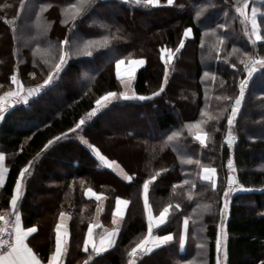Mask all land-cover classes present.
<instances>
[{"label": "trees", "instance_id": "trees-1", "mask_svg": "<svg viewBox=\"0 0 264 264\" xmlns=\"http://www.w3.org/2000/svg\"><path fill=\"white\" fill-rule=\"evenodd\" d=\"M253 7L259 42L248 23ZM259 60L264 1L0 0V98L16 84L42 86L38 98L8 107L0 120L9 168L1 217L13 218L9 206L20 184L18 208L28 226L45 230L44 254L58 216L71 215L66 264L92 257L91 264H217L228 194L226 264H264V67L245 83L243 107L228 127L241 82ZM120 65L136 66L126 97ZM102 100L106 107L92 115ZM127 111L141 129L108 135L109 153L93 130L101 133L102 120L112 125L123 119L114 114ZM228 134L237 137L234 148L225 146ZM118 135L122 142L113 139ZM124 144L139 150L132 169L114 155ZM212 171L214 181L205 173ZM230 174L238 181L234 194ZM86 189L107 197L105 227L116 199L127 203L115 246L100 256L83 251L98 208ZM144 189L155 215L170 209L157 232L173 240L132 257L148 236Z\"/></svg>", "mask_w": 264, "mask_h": 264}, {"label": "crops", "instance_id": "crops-1", "mask_svg": "<svg viewBox=\"0 0 264 264\" xmlns=\"http://www.w3.org/2000/svg\"><path fill=\"white\" fill-rule=\"evenodd\" d=\"M135 67L136 66L131 68L129 72H125L132 76L131 79L125 76L128 82H133L136 73ZM118 68L123 72V67L121 65ZM9 98L10 97H8V95L0 98V120L6 112L7 106L10 102H7ZM7 159V155L0 151V199L9 174ZM117 168V164H112L111 169L117 171ZM205 173L207 178L211 180L214 179L215 172L212 171ZM122 177H124L123 174ZM228 185L230 186V191L233 194L239 189L237 184L230 185L228 183ZM21 191L22 186L18 184L9 206V214H12L13 218L16 220V227L13 235L14 247L12 251L3 254L0 257V264H66L71 240V215L68 213H61L58 216L54 227L51 229V246H49L50 248L48 253L44 254L43 249L48 247L46 236L43 239H38L42 231L39 230L38 226H28L25 223V217L18 208ZM84 193L86 198L94 199L98 203V208L96 212V220L89 226L88 233L84 241L83 251L88 253L93 252L95 256L104 255L116 244L118 234L126 215L127 203L123 199H116L113 209L110 210V221L112 226L105 227L103 226L100 217L101 215L103 216L106 211L107 197L101 193H96L92 189H86ZM147 195L146 189H144L143 201L145 203L146 218L148 222V236L140 245L139 250L131 253L132 257H135L140 251L151 253L160 246L171 243L173 240L172 234L164 233V235H160L157 232V230L162 228L167 222L170 209H164L159 215H155L152 208L148 204ZM222 204L221 221H223V226H221L220 222L216 242L217 264H226L227 260V258H224L223 249L225 248L226 251L228 238L225 227V223L229 216L230 206V196L228 194L223 196ZM1 219H3V217H1L0 213V220ZM186 225L185 221L181 230L182 245L185 243L187 237ZM92 258L87 264H91L93 260Z\"/></svg>", "mask_w": 264, "mask_h": 264}, {"label": "rangeland", "instance_id": "rangeland-1", "mask_svg": "<svg viewBox=\"0 0 264 264\" xmlns=\"http://www.w3.org/2000/svg\"><path fill=\"white\" fill-rule=\"evenodd\" d=\"M257 1H264V0H257ZM260 15V11L257 7H253L251 8V12L249 14V19H248V23H249V28H250V32L254 38L255 41H260L261 40V37H260V33H259V27H258V22H257V18L258 16ZM159 21V19H158ZM137 27H140L139 24H137ZM187 61H190L187 59ZM255 65L256 67H250L248 70H247V78L241 82V85H240V94L239 96L240 97H243L244 98V95L247 93L246 92V88H245V83H247L250 79V77L258 70V68H262L264 67V61H255ZM129 68H124L123 69V75H125L127 78L131 79V75H128L127 73L125 72H129ZM123 82V85L125 86V90L123 91V95L126 96H129V90H130V87H131V82H128L126 79L122 81ZM17 86H14V90L13 92H11L10 94H7L8 97H10L7 102H9L7 108L9 107V109L15 104V103H18V102H21V97L22 95L25 93V88H22L21 86H19L18 84H16ZM6 96V95H5ZM238 96V97H239ZM61 101H62V98H61ZM107 105V101L105 102L104 100L100 101L97 105V108L91 113L92 115H96L97 113L100 112V110H103ZM239 112H240V109L234 107V105H232L231 107V113L229 114V117H228V127H230V130H232V126L236 120V118L238 117L239 115ZM130 112L127 111V112H121L119 114H114V116H118V115H121L122 116V121L120 120H117L115 123H113L112 125H109L108 124V119H104L102 120V125H103V129H102V132L101 133H97L95 130H93V137L95 139V141L99 142L100 144H102L103 148L107 151V152H112V150L109 148V146H107V144L105 143V139L106 137L109 135L111 136V134L116 131V130H120L121 132H123L124 130H127L129 129L130 127H134V129H137V130H140L141 128L138 127L137 123H134L133 121H131V118L129 117L130 115ZM91 115V116H92ZM128 117V118H126ZM236 137V136H235ZM237 138V137H236ZM115 141H120L122 142L124 139L122 138V136H115L113 138ZM237 144V143H236ZM132 146V145H131ZM225 146H227L228 148H234L235 146H232L230 144H225ZM138 152L139 150L134 148V147H130L126 144H124V147H120V151L119 152H116L114 153V155L118 156L121 160H123V162L128 166L129 169H132V165H130V161H135L138 159ZM60 157V155H57L56 158L58 159ZM61 158H59V162H60ZM63 166V168H65L67 166V162L64 160V162H60ZM55 170H58V169H55ZM230 171L232 172V168H230ZM58 172H62L60 170H58ZM103 177V175H101ZM101 177V178H102ZM226 196V195H225ZM42 214V212H40ZM48 214H44V217L49 219L50 217L47 216ZM221 226H223V221H221ZM46 236V232L45 230L43 229L42 230V233L41 235L39 236L38 239L40 238H45ZM223 255H224V258L226 259V251H225V248L223 249Z\"/></svg>", "mask_w": 264, "mask_h": 264}, {"label": "built area", "instance_id": "built-area-1", "mask_svg": "<svg viewBox=\"0 0 264 264\" xmlns=\"http://www.w3.org/2000/svg\"><path fill=\"white\" fill-rule=\"evenodd\" d=\"M40 85H37L36 88H39ZM235 142H237V138ZM16 227V221L13 218L3 219L0 221V257L12 251L14 247L13 235Z\"/></svg>", "mask_w": 264, "mask_h": 264}, {"label": "water", "instance_id": "water-1", "mask_svg": "<svg viewBox=\"0 0 264 264\" xmlns=\"http://www.w3.org/2000/svg\"><path fill=\"white\" fill-rule=\"evenodd\" d=\"M42 93V90L41 89H38V88H28L25 90V93L22 95L21 97V100H22V103L23 104H27L30 100L38 97L40 94ZM243 104H244V98L243 97H238L235 99L234 101V107L238 108V109H241L243 107ZM224 143L225 144H231V145H234L235 144V138L230 136V135H227L224 139ZM228 183L230 185H235L238 183L236 177L231 174L228 176ZM130 264H136V261H132Z\"/></svg>", "mask_w": 264, "mask_h": 264}]
</instances>
